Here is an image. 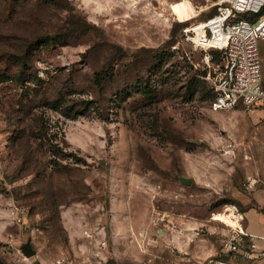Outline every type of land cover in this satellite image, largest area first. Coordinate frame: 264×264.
Returning <instances> with one entry per match:
<instances>
[{
	"label": "rangeland",
	"instance_id": "1",
	"mask_svg": "<svg viewBox=\"0 0 264 264\" xmlns=\"http://www.w3.org/2000/svg\"><path fill=\"white\" fill-rule=\"evenodd\" d=\"M214 3L0 0V264H196L264 200V109L213 111L185 35Z\"/></svg>",
	"mask_w": 264,
	"mask_h": 264
},
{
	"label": "built area",
	"instance_id": "2",
	"mask_svg": "<svg viewBox=\"0 0 264 264\" xmlns=\"http://www.w3.org/2000/svg\"><path fill=\"white\" fill-rule=\"evenodd\" d=\"M212 7L218 10L212 18L185 29L187 40L197 49L221 54L220 62L211 65L209 61L208 80L214 90L211 109L221 112L239 104L264 109V56L260 50L264 0H215ZM230 206L232 221L218 220L226 227L221 252L196 264H264V249L258 244L264 236L249 232L245 212L238 205ZM99 244L101 249L108 246L105 239ZM111 259L98 253L87 264H108ZM75 260L63 251L57 263L75 264Z\"/></svg>",
	"mask_w": 264,
	"mask_h": 264
},
{
	"label": "crops",
	"instance_id": "3",
	"mask_svg": "<svg viewBox=\"0 0 264 264\" xmlns=\"http://www.w3.org/2000/svg\"><path fill=\"white\" fill-rule=\"evenodd\" d=\"M246 209L247 210L245 211V225L247 230L251 233L264 236V200L258 201L257 199L255 205L249 206ZM258 244L262 249H264V240L259 241Z\"/></svg>",
	"mask_w": 264,
	"mask_h": 264
},
{
	"label": "water",
	"instance_id": "4",
	"mask_svg": "<svg viewBox=\"0 0 264 264\" xmlns=\"http://www.w3.org/2000/svg\"><path fill=\"white\" fill-rule=\"evenodd\" d=\"M181 180L188 185L192 182L191 179L185 177H181ZM23 252L27 257H32L36 254L37 251L31 243H27L23 246Z\"/></svg>",
	"mask_w": 264,
	"mask_h": 264
},
{
	"label": "bare ground",
	"instance_id": "5",
	"mask_svg": "<svg viewBox=\"0 0 264 264\" xmlns=\"http://www.w3.org/2000/svg\"><path fill=\"white\" fill-rule=\"evenodd\" d=\"M198 12H201V10H198ZM230 210H225V211H221L220 213H218L214 219L215 220H220L221 218L228 221V222H231L232 221V218H233V206H230L229 207ZM231 211V212H229Z\"/></svg>",
	"mask_w": 264,
	"mask_h": 264
},
{
	"label": "trees",
	"instance_id": "6",
	"mask_svg": "<svg viewBox=\"0 0 264 264\" xmlns=\"http://www.w3.org/2000/svg\"><path fill=\"white\" fill-rule=\"evenodd\" d=\"M111 260H114V259H111ZM111 260H110V262H111ZM109 264V263H108Z\"/></svg>",
	"mask_w": 264,
	"mask_h": 264
}]
</instances>
